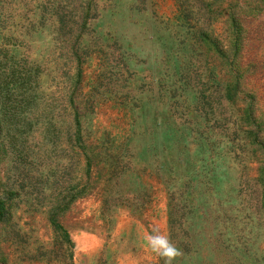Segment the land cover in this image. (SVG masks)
<instances>
[{"label": "rangeland", "instance_id": "374dc122", "mask_svg": "<svg viewBox=\"0 0 264 264\" xmlns=\"http://www.w3.org/2000/svg\"><path fill=\"white\" fill-rule=\"evenodd\" d=\"M0 201V264H264V0H0Z\"/></svg>", "mask_w": 264, "mask_h": 264}, {"label": "clouds", "instance_id": "9594fccd", "mask_svg": "<svg viewBox=\"0 0 264 264\" xmlns=\"http://www.w3.org/2000/svg\"><path fill=\"white\" fill-rule=\"evenodd\" d=\"M143 239L146 242V249L161 258L164 264H172L181 255L169 235L161 231L158 226H154L151 232H146Z\"/></svg>", "mask_w": 264, "mask_h": 264}, {"label": "trees", "instance_id": "16d2710c", "mask_svg": "<svg viewBox=\"0 0 264 264\" xmlns=\"http://www.w3.org/2000/svg\"><path fill=\"white\" fill-rule=\"evenodd\" d=\"M73 119L75 120V122H77L76 113L74 114ZM78 124L79 123L77 122V125ZM79 132H80V128L76 127V129H74V132H73V135H74L75 139H80ZM0 207L1 208L3 207L2 201H0ZM53 222H54L55 226L62 231V235L64 236L65 240L69 241L70 240L69 234H68L67 230L62 226V224L59 221H57L56 219H54Z\"/></svg>", "mask_w": 264, "mask_h": 264}]
</instances>
